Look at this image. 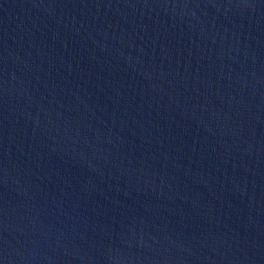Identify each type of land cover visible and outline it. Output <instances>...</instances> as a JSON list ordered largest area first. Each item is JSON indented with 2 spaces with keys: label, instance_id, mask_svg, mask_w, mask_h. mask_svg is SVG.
Returning <instances> with one entry per match:
<instances>
[{
  "label": "water",
  "instance_id": "95a60500",
  "mask_svg": "<svg viewBox=\"0 0 264 264\" xmlns=\"http://www.w3.org/2000/svg\"><path fill=\"white\" fill-rule=\"evenodd\" d=\"M68 87L64 0H0V264H59Z\"/></svg>",
  "mask_w": 264,
  "mask_h": 264
}]
</instances>
